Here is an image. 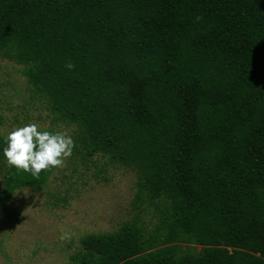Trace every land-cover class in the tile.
<instances>
[{
	"label": "trees",
	"instance_id": "16d2710c",
	"mask_svg": "<svg viewBox=\"0 0 264 264\" xmlns=\"http://www.w3.org/2000/svg\"><path fill=\"white\" fill-rule=\"evenodd\" d=\"M0 58L156 219L86 234L74 264H264V0H0ZM52 169L9 166L0 202Z\"/></svg>",
	"mask_w": 264,
	"mask_h": 264
},
{
	"label": "rangeland",
	"instance_id": "374dc122",
	"mask_svg": "<svg viewBox=\"0 0 264 264\" xmlns=\"http://www.w3.org/2000/svg\"><path fill=\"white\" fill-rule=\"evenodd\" d=\"M29 122L74 138V126L58 120L28 84L23 64L0 58V141ZM8 167L0 157V191ZM136 180L129 166L101 155L85 159L73 149L40 187L19 186L5 204L0 202V264H74L70 257L86 234L113 232L134 217L153 228L151 213L137 215L146 204L134 201Z\"/></svg>",
	"mask_w": 264,
	"mask_h": 264
},
{
	"label": "clouds",
	"instance_id": "9594fccd",
	"mask_svg": "<svg viewBox=\"0 0 264 264\" xmlns=\"http://www.w3.org/2000/svg\"><path fill=\"white\" fill-rule=\"evenodd\" d=\"M71 69V63L65 64ZM0 155L7 164L38 176L42 170L62 167L75 147L72 136L66 131H49L36 122L15 126L2 138Z\"/></svg>",
	"mask_w": 264,
	"mask_h": 264
}]
</instances>
